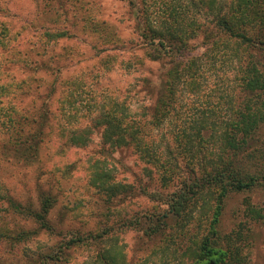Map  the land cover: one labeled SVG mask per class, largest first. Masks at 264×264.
I'll return each mask as SVG.
<instances>
[{
	"label": "rangeland",
	"instance_id": "rangeland-1",
	"mask_svg": "<svg viewBox=\"0 0 264 264\" xmlns=\"http://www.w3.org/2000/svg\"><path fill=\"white\" fill-rule=\"evenodd\" d=\"M131 2L0 0V25H6L14 38L3 58L20 62H10L7 70L30 84L29 96H24L22 103L21 98L19 101L22 109L37 112L46 105L54 115L60 93L69 90L67 84L77 81L86 96L92 93L119 97L131 104L138 119H144L141 115L145 111L148 115L145 119H150L149 114L163 94L162 84L170 60L166 57L152 60L145 55ZM204 41L203 35L193 40L194 50L188 55H202L206 51ZM25 61L29 69L23 66ZM211 66L210 61L204 65V87L198 94L182 91L173 111L174 120L156 129L147 125L151 139L164 153L169 143L172 144L182 166L187 158L178 154L181 151L172 139L173 134L193 117H200L198 110L212 109L220 120L229 118V108H237L247 97L236 85L239 72L233 65L222 67L219 62L215 63L216 67ZM223 82L229 87L226 92V87L218 88ZM53 84L56 86L54 94L48 100ZM83 104L81 102V108ZM253 141L255 148L264 150V124ZM49 145L43 146L38 161L30 163L0 153L1 192L8 193V198L0 201L3 232L11 234L21 228L39 231L37 237L27 242L0 236V264H32L38 254L61 246L64 235V240L68 241L72 237L69 230L78 231L80 236L100 237L98 241L89 240L65 250L59 264H105L99 257L113 244L119 264H191L190 254L183 255L181 250L175 253L176 248H181L176 240L179 241L181 235L187 236L189 243L183 248L191 242L199 244L210 230L211 209H202L207 213L202 218L197 213V219L192 223L184 222L183 228H178L173 220L158 235L146 233L152 220L168 209L165 201L154 199L151 194H159L166 200L181 186L179 179L168 187L162 186L159 176L149 171L151 163L133 147L113 149L105 145L101 129L94 130L87 147L66 146L61 161H54L56 156L48 149ZM92 158L106 160L114 177L132 186L133 194L107 202L103 193L90 185L84 164L88 165ZM68 164L73 166L66 168ZM250 171L264 175V160H253ZM46 196L54 200L48 215L54 233L41 231L35 223L5 210L9 209V199L39 210ZM246 202L264 213V187L259 185L227 196L218 225L221 234H231L246 223ZM248 227L251 228L248 264H264V219Z\"/></svg>",
	"mask_w": 264,
	"mask_h": 264
},
{
	"label": "trees",
	"instance_id": "trees-1",
	"mask_svg": "<svg viewBox=\"0 0 264 264\" xmlns=\"http://www.w3.org/2000/svg\"><path fill=\"white\" fill-rule=\"evenodd\" d=\"M131 4L145 55L152 60L165 57L170 60L162 84L163 94L149 114L150 119H145L146 111L141 115L145 120L138 119L131 104L119 97L92 93L86 96L77 81L67 84L69 90L60 93L54 115L46 105L37 112L22 109L19 101L21 98L22 103V98L29 96L30 84L7 70L10 62H20L3 58L14 38L1 23L0 153L30 163L38 161L43 146L50 144L48 149L56 156L54 161H61L66 146L87 147L94 130L101 129L105 145L113 149L133 147L151 163L149 171L159 176L162 186L168 187L180 180L179 189L166 200L159 194H151L152 198L165 201L168 209L152 220V225L146 228L148 235L164 232L173 220L178 228H183L184 222L197 219V213L202 218L211 209L213 220L208 234L199 244L191 242L186 248L183 247L189 243L187 236H179L176 244L181 248H176L175 253L181 250L183 255L190 254L191 264H248L251 240L248 224L263 220V210L246 202L244 225L231 234H221L218 225L230 193L252 190L259 185L264 187V175L250 171L253 160H264V150L255 148L253 141L264 124V0H132ZM200 35L205 38L206 51L200 56L188 55L194 50L192 41ZM209 61L211 68L219 62L222 67L233 65L239 72L236 85L247 97L237 108H229L231 117L224 120L218 118L215 110L205 108L198 112L197 109L196 113L201 116L193 117L173 134L172 139L181 151L178 154L187 158L182 166L172 144L169 143L164 153L151 139L147 125L156 129L174 120L173 111L182 91L198 94L204 87V65ZM23 64L29 69L26 61ZM221 86L226 87L225 92L229 88L226 82L218 88ZM55 87L53 84L48 100ZM81 102H86L84 108ZM84 165L90 185L103 193L107 202L133 194L132 186L114 177L106 160L92 158ZM1 186L0 182V201L8 198V193L1 192ZM9 200L7 212L35 223L41 231L54 233L48 219L54 206L51 196L42 198L39 210ZM3 217L0 213V236L27 242L39 235V231L22 228L5 233L1 226ZM68 234L72 236L68 241L64 235L61 246L38 254L36 262L30 263L59 264L65 250L89 240L98 241L100 237L80 236L72 230ZM115 247L113 244L106 249L100 260L105 264H119Z\"/></svg>",
	"mask_w": 264,
	"mask_h": 264
}]
</instances>
